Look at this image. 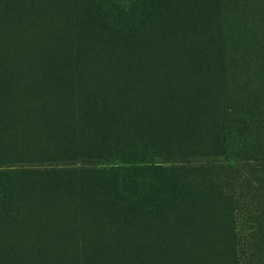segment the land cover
<instances>
[{
  "label": "rangeland",
  "instance_id": "1",
  "mask_svg": "<svg viewBox=\"0 0 264 264\" xmlns=\"http://www.w3.org/2000/svg\"><path fill=\"white\" fill-rule=\"evenodd\" d=\"M87 1L0 0V79L5 80L0 169L50 167L35 159L23 163L14 154L17 146L10 147L5 114L7 122L11 114L12 124L15 116L6 107L12 95L6 99L5 84L11 80L20 84L17 90L23 94L19 90L14 95L24 101L27 122H34L30 112L34 106L25 97L28 88L52 81L65 67L75 68L84 95L101 93L113 102L118 99L135 121L127 120L123 132L132 125L150 129L132 111L134 106L158 100L168 109L161 101L178 104L177 98L186 94L201 123L192 129L201 131L202 144L197 147L217 154L207 157L204 169L190 178L197 203L190 207L189 217L158 229L113 218L81 183L61 186L51 196L16 183L17 207L8 220L0 216V264H131L138 252L128 259L122 250L125 244L145 247L140 253L152 255L151 264H194L203 258L183 257L196 250L192 241L176 240L175 228L201 232L210 217L217 224L214 232L223 236V264H264V0H160L154 16L129 35L93 24L86 15ZM215 70L219 77L212 79ZM177 106L171 105L169 114L175 118L173 130L181 128L185 122L181 117L191 112L183 113L185 106ZM221 130L230 138L225 151H220L216 139ZM170 147H175L173 152L186 148L182 141ZM170 160L191 165L192 159ZM197 160L195 166L201 165L203 160ZM109 165L93 161L94 168ZM107 246L114 249L94 251Z\"/></svg>",
  "mask_w": 264,
  "mask_h": 264
},
{
  "label": "trees",
  "instance_id": "2",
  "mask_svg": "<svg viewBox=\"0 0 264 264\" xmlns=\"http://www.w3.org/2000/svg\"><path fill=\"white\" fill-rule=\"evenodd\" d=\"M161 4L160 0H131L130 3L88 0L85 9L93 24L111 30L117 29L120 35H129L142 28ZM206 70L204 69V75L209 78V70ZM75 72L74 67L61 68L52 81L35 83L28 88L25 97L34 106L35 110L30 111L34 122H27L29 112H24V101L14 95L20 90H17L20 84L14 80L5 84L6 91L9 92L6 99L12 95L9 103L6 102V107L8 105L15 116L12 124L11 114L9 122L5 114V133L10 147L17 146L14 154L22 158L23 163L33 162L32 159H35L49 163L50 167L21 171L0 169V216L8 220L17 207L14 195L19 190H14L13 187L16 183L30 185L34 192L38 191L43 196L56 194L66 184L81 183L86 186L89 194L99 198L100 205L109 210L113 218L124 220L132 226L152 225L158 229L188 218L190 207L197 203V199L193 198L190 178L204 169L207 157L217 154L201 152L197 147L202 144L198 143L201 131L192 130L201 125L200 120H196L197 107L190 106L186 94L177 98L178 104L174 100L169 104L161 101L164 106H169L168 109L161 107L158 100H154L152 104L146 103L147 106L135 104L137 106L133 105L132 111L135 109L141 115L138 116L140 121L144 118L150 129L144 130L132 125L127 132H123L121 126L127 120L135 122L134 118H128L129 114H125L117 98L113 102L101 93L84 95V90L77 84ZM212 76V79L218 78V70ZM4 83L5 80L0 79V107L5 99L1 95ZM30 92L33 96H30ZM211 94L213 105L214 93ZM171 105L177 108V105H184L183 113L191 111L186 115L180 113L185 122L177 130L172 128L175 118L169 116L173 110ZM154 106L156 109H150ZM140 109L144 111L141 112ZM3 124L0 117V135ZM241 137L242 141L246 139L244 135ZM216 139H219L220 151H225L230 143L227 133L219 131ZM180 141L185 143L186 148L176 147L183 151L173 152L172 148L175 147L170 146ZM178 155L191 158V165L184 160L168 161L173 157H180ZM198 158L203 162L195 166L194 161H198ZM99 159L110 165L94 168L93 161ZM204 223L202 228H206L201 232L190 227L175 228L176 240H190L196 250L195 255L184 252L183 257L193 261L195 257L203 258L201 262L194 261V264H223V236L214 232L213 226L217 225L214 218L210 217ZM184 230L185 233L179 236L178 232L183 233ZM113 246L95 248L94 251L102 253L114 249ZM124 247L122 250H126L128 259L129 255L138 252L131 264H151V258L155 261L152 255L147 257L141 254L145 247L126 244ZM146 250L149 252L147 248ZM204 258L207 261L204 262Z\"/></svg>",
  "mask_w": 264,
  "mask_h": 264
}]
</instances>
